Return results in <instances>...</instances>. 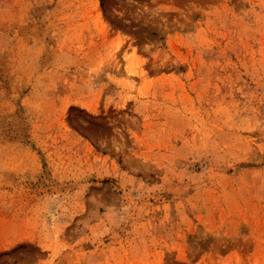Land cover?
I'll list each match as a JSON object with an SVG mask.
<instances>
[{"label": "rangeland", "instance_id": "374dc122", "mask_svg": "<svg viewBox=\"0 0 264 264\" xmlns=\"http://www.w3.org/2000/svg\"><path fill=\"white\" fill-rule=\"evenodd\" d=\"M0 264H264V0H0Z\"/></svg>", "mask_w": 264, "mask_h": 264}]
</instances>
